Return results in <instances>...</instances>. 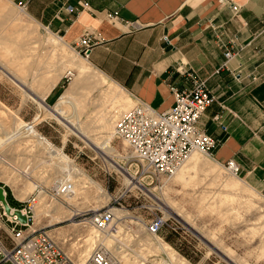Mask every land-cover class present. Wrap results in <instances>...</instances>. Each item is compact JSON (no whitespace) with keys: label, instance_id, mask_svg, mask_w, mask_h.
<instances>
[{"label":"rangeland","instance_id":"374dc122","mask_svg":"<svg viewBox=\"0 0 264 264\" xmlns=\"http://www.w3.org/2000/svg\"><path fill=\"white\" fill-rule=\"evenodd\" d=\"M62 37L18 0H0V185L11 206L21 208L30 194L45 191L34 226L77 262L102 241L122 264H264V192L200 153L175 176L145 178L127 143L114 137V118L109 122L136 101ZM81 64L91 72L82 74ZM35 129L50 142L51 156L35 140L44 139ZM107 159L149 191L130 190ZM72 163L84 178L69 179L63 169ZM62 179L75 185L73 201L59 195ZM109 208L114 221L107 231L85 222L93 211ZM3 212L0 226L6 227ZM155 216L164 225L152 234L148 224ZM0 235L7 237L3 228Z\"/></svg>","mask_w":264,"mask_h":264},{"label":"crops","instance_id":"0c3cea01","mask_svg":"<svg viewBox=\"0 0 264 264\" xmlns=\"http://www.w3.org/2000/svg\"><path fill=\"white\" fill-rule=\"evenodd\" d=\"M18 2L67 43L90 33V63L157 112L174 104L171 86H192L189 72L206 79L216 99L199 127L218 142L215 160L233 159L264 192V0H89L80 12L66 8L77 0ZM126 20L140 27L129 31ZM226 48L233 56L224 66ZM44 139L35 140L49 157Z\"/></svg>","mask_w":264,"mask_h":264},{"label":"built area","instance_id":"2783aa9c","mask_svg":"<svg viewBox=\"0 0 264 264\" xmlns=\"http://www.w3.org/2000/svg\"><path fill=\"white\" fill-rule=\"evenodd\" d=\"M19 4L24 7L22 3ZM66 8L71 12H80L89 9L90 2L77 0V5L69 4ZM108 18L113 22L119 20L117 12L108 13ZM124 24L129 31L140 27L138 22L134 21L126 20ZM93 39L87 32L75 43L86 58L90 57L93 49ZM165 39L169 41L167 36ZM225 56L224 66L232 58L233 51L226 48ZM177 68L186 72L183 66ZM67 74L71 75L72 72L68 71ZM189 76L192 80L191 87L179 89L171 86L175 101L168 110L157 112L147 102L138 100L115 121L114 137L127 143L131 153L142 164L146 172L145 178L149 177L152 181L173 176L196 151L212 158L215 156L218 142L199 127V121L216 96L211 93L206 79L193 72H189ZM223 164L235 175L240 174V166L233 159ZM107 172L111 175L113 170L108 168ZM37 200L36 193L23 200L24 206L20 209L28 218L26 223L21 222L17 215L9 216L0 202V209L4 210L1 217L7 216L6 227L0 226L7 234L5 238L0 235V264H120L113 252L102 242H98L83 263L73 260L46 230L33 227V211ZM113 221V208L93 211L85 219L86 223L100 231H107ZM163 225V218L155 216L149 222L148 230L156 234Z\"/></svg>","mask_w":264,"mask_h":264},{"label":"bare ground","instance_id":"6f19581e","mask_svg":"<svg viewBox=\"0 0 264 264\" xmlns=\"http://www.w3.org/2000/svg\"><path fill=\"white\" fill-rule=\"evenodd\" d=\"M81 67V70H82V74H89L91 71H90V69L89 68H87L86 66H84V65H81L80 66ZM41 102H43V100H41ZM124 111H116L115 112V114L113 115V116H111L110 117V119H109V122H111L112 120H113V118H114V121H113V123H114V125H115V121L117 120V118L120 116V114L121 113H123ZM113 135H114V132H113ZM83 138L91 145V146H93V147H95V149L98 151V150H100V145H96V143H93L92 141H90V140H88L85 136H83ZM126 143V142H125ZM55 150L53 151V153L55 154V155H57V156H59L61 159L63 158V159H66L65 157H64V155L59 151V150H57L56 148H54ZM195 153H200V154H202L203 155V153L202 152H199V151H196V152H194L188 159H187V161L183 164V165H181L179 168H178V170L175 172V174H174V176L189 162V165L190 166H192V165H194L196 162H197V156H195V157H193V155L195 154ZM101 154H103L102 152H101ZM130 154L132 155V153H131V151H130ZM104 155V154H103ZM109 158V157H108ZM107 161L111 164L110 166H114L117 170H119L124 176H125V178L127 179V182H128V185H127V187L130 189V190H133V189H135V188H139V189H144V190H146L145 188H144V186L141 184V182H140V179H138V178H136V177H134V176H132L130 173H129V171L127 170V169H125V168H123L122 166H120V165H118L116 162H114L113 161V159H107ZM63 171L64 172H66L67 174H68V177H69V179H78V178H80V176L82 177L83 176V178L85 177V174L75 165V164H71V166H66L64 169H63ZM229 174H231V175H234V173H232V172H230ZM235 176V175H234ZM237 177V176H236ZM85 180L88 182H90V184H92V185H95V182L93 181V180H91L90 178H85ZM56 187H58V193H59V195H61V196H63V198L66 200V201H73L74 200V198L76 197V189H75V185L71 182V181H69V180H67V179H62V180H60L59 182H58V185L56 186ZM146 191H149V190H146ZM5 192H6V190H5ZM43 193H45V191H39V193H38V200H37V202L35 203V205H34V217L36 218V213H35V211H36V207H37V205H38V203H39V201H40V199H43L42 197V194ZM6 194H7V192H6ZM40 195H41V198H40ZM42 201H44V200H42ZM12 213H10V214H8L9 216H11V217H14V216H12L11 215ZM35 224V223H34ZM37 224V223H36ZM33 227L35 228V226L33 225ZM94 227V226H93ZM95 228V227H94ZM95 230L96 231H99L100 233H102V231H100V230H98V229H96L95 228ZM102 241H100V243H101ZM103 244H104V242H102ZM108 248V247H107ZM111 250V249H110ZM93 251V250H92ZM91 251V252H92ZM112 251V250H111ZM90 252V253H91ZM113 252V251H112ZM114 254V253H113ZM115 255V254H114ZM88 258V257H87ZM86 258V259H87ZM85 259V260H86ZM85 260H83V261H81V262H78V263H83ZM77 262V261H76ZM120 262V261H119ZM120 264H122V263H120Z\"/></svg>","mask_w":264,"mask_h":264},{"label":"water","instance_id":"95a60500","mask_svg":"<svg viewBox=\"0 0 264 264\" xmlns=\"http://www.w3.org/2000/svg\"><path fill=\"white\" fill-rule=\"evenodd\" d=\"M0 202L3 204L4 210L7 214L12 213V216L17 215L18 219L26 223L28 221V218L25 214H23L22 210L20 208H13L11 204L9 203L7 199V194L5 192V187L0 185Z\"/></svg>","mask_w":264,"mask_h":264},{"label":"trees","instance_id":"16d2710c","mask_svg":"<svg viewBox=\"0 0 264 264\" xmlns=\"http://www.w3.org/2000/svg\"><path fill=\"white\" fill-rule=\"evenodd\" d=\"M9 203L12 205L11 200L8 198Z\"/></svg>","mask_w":264,"mask_h":264}]
</instances>
